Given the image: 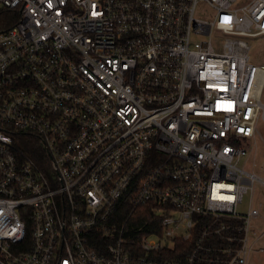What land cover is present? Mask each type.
Listing matches in <instances>:
<instances>
[{
	"label": "built area",
	"instance_id": "built-area-1",
	"mask_svg": "<svg viewBox=\"0 0 264 264\" xmlns=\"http://www.w3.org/2000/svg\"><path fill=\"white\" fill-rule=\"evenodd\" d=\"M258 36L264 0H0V264L264 252L238 210L264 184L238 166L264 120Z\"/></svg>",
	"mask_w": 264,
	"mask_h": 264
},
{
	"label": "rangeland",
	"instance_id": "rangeland-1",
	"mask_svg": "<svg viewBox=\"0 0 264 264\" xmlns=\"http://www.w3.org/2000/svg\"><path fill=\"white\" fill-rule=\"evenodd\" d=\"M221 41L222 39L216 36L213 38L216 48L221 44ZM248 42L251 62L256 65L264 64V36L249 38ZM248 142V145L245 144L248 154L238 161V166L264 181V120L261 116L257 124V134ZM254 208L259 210L261 217L250 219L249 225L253 229L249 238L254 241L256 237L263 235V240L259 244L260 247L264 248V184L258 181L254 184V194L247 193L238 210L248 214ZM251 264H264V252L255 254Z\"/></svg>",
	"mask_w": 264,
	"mask_h": 264
},
{
	"label": "trees",
	"instance_id": "trees-1",
	"mask_svg": "<svg viewBox=\"0 0 264 264\" xmlns=\"http://www.w3.org/2000/svg\"><path fill=\"white\" fill-rule=\"evenodd\" d=\"M25 148L31 152L32 149L30 147H28V143L25 145ZM133 213V215H132ZM153 210L151 208H137L134 212H132V209L126 207V206H122V208L120 207L119 210H117L114 219L119 222L120 224H123L125 222L128 223V229L131 230L132 227H138L141 225H146V223L151 224L153 227H156V220H154V215H153ZM131 216V217H130ZM130 217V219H129ZM129 219V220H128ZM202 227V225H201ZM211 243H213L215 245V243H218L219 245H224L225 242H222L221 240H215V238L211 237L210 240ZM189 244L188 243H180V244H176L175 248L177 250L180 251V249H184L185 251L188 248ZM183 251V250H181Z\"/></svg>",
	"mask_w": 264,
	"mask_h": 264
},
{
	"label": "crops",
	"instance_id": "crops-1",
	"mask_svg": "<svg viewBox=\"0 0 264 264\" xmlns=\"http://www.w3.org/2000/svg\"><path fill=\"white\" fill-rule=\"evenodd\" d=\"M259 246V245H258ZM260 247V246H259ZM257 253H260L258 250H256V251H254L253 253H252V255H251V257H250V259H249V261H248V264H251V261L253 260V256L255 255V254H257Z\"/></svg>",
	"mask_w": 264,
	"mask_h": 264
}]
</instances>
